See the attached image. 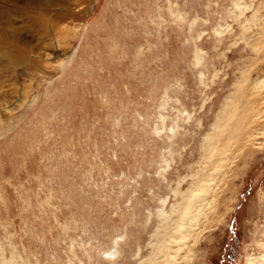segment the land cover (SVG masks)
<instances>
[{"label":"rangeland","instance_id":"obj_1","mask_svg":"<svg viewBox=\"0 0 264 264\" xmlns=\"http://www.w3.org/2000/svg\"><path fill=\"white\" fill-rule=\"evenodd\" d=\"M79 1H0V264H264V0Z\"/></svg>","mask_w":264,"mask_h":264},{"label":"bare ground","instance_id":"obj_2","mask_svg":"<svg viewBox=\"0 0 264 264\" xmlns=\"http://www.w3.org/2000/svg\"><path fill=\"white\" fill-rule=\"evenodd\" d=\"M1 1V0H0ZM5 2H10L11 4H16L20 6H24L26 8L32 7V8H37L39 7L43 14V16H46L47 22L49 21L50 23H64L63 21L67 20V16L69 17L68 10L70 6H67V0H2ZM81 1V2H80ZM79 2L82 3V0ZM70 5V4H69ZM4 13V12H3ZM60 21V22H59ZM3 27H0V29H6L7 27H14V26H9L8 24H1ZM59 27V26H58ZM36 28V27H34ZM47 31V30H46ZM7 35L8 37H12L14 34L12 33L11 30H7L2 34V36ZM47 37L45 35L44 31L38 32L36 35V39L38 41H34L33 44V50L41 53L40 47H42V43L40 44V41L43 40ZM44 43V42H43ZM43 52L46 54L45 50L49 48L48 44L45 43L43 44ZM189 223V222H188Z\"/></svg>","mask_w":264,"mask_h":264}]
</instances>
